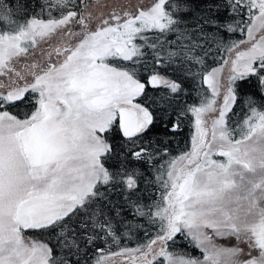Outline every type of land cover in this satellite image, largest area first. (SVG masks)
I'll return each instance as SVG.
<instances>
[{
  "label": "snow or ice",
  "instance_id": "snow-or-ice-1",
  "mask_svg": "<svg viewBox=\"0 0 264 264\" xmlns=\"http://www.w3.org/2000/svg\"><path fill=\"white\" fill-rule=\"evenodd\" d=\"M44 7L60 15L20 21L13 5L0 0V23L7 26L0 30V76L7 81L0 79V264H81V242L91 245L100 233L118 240L113 221L123 214L101 191L117 187L125 194L122 208L158 224L154 238L121 252L138 253L139 264H264V0H208L206 15L191 29L176 17L180 5L169 0L114 11L94 30L85 0H44ZM222 8L238 19L221 23ZM205 26L239 27L248 39L226 47L235 54L226 83L217 78L222 67L203 76L212 94L187 109L195 117L191 149L155 169L160 193L144 204L133 199L143 174L130 165L152 164L159 151L145 137L156 124L153 106H170L182 91L156 68L200 63L192 55L193 37L202 38ZM58 31L66 39L47 53L48 61L16 70L14 61ZM150 32L176 40L150 39ZM150 88L164 91L153 99ZM241 92L248 114L229 128L227 116ZM19 104L32 110L21 118L9 110ZM184 114L169 131L179 129ZM116 135L119 143H113ZM26 230L56 232L61 255L26 237ZM178 236L203 258L170 251ZM217 238L237 243L225 247ZM240 244L247 245L246 259ZM97 252L95 264H102L103 249Z\"/></svg>",
  "mask_w": 264,
  "mask_h": 264
},
{
  "label": "trees",
  "instance_id": "trees-1",
  "mask_svg": "<svg viewBox=\"0 0 264 264\" xmlns=\"http://www.w3.org/2000/svg\"><path fill=\"white\" fill-rule=\"evenodd\" d=\"M176 1L187 5L188 7L195 6L202 8H205L208 2V0ZM8 2H10L17 10L18 14L15 17L17 19L27 20L32 16L40 17V15L45 17L44 11H46L47 8L44 7V0H8ZM76 3H79V0H76ZM52 11L55 15L54 17L60 15L59 10L53 9ZM225 11L227 10L222 8L220 13ZM197 66V63L193 60L183 62L182 69L170 67L166 64L160 65L158 67L159 69H157L161 74L180 82L182 84V91L171 102L170 106H166L164 109H160L158 106H153L156 108L154 113L156 116V124L145 137V139L151 138L153 140V148L158 149L159 151L158 155H154L152 164L149 165L145 162H139L130 165V167L138 168L143 174L140 182V191L133 195V199L140 197L141 202L144 204H151L157 196L158 187L153 180L155 167L160 165L159 163L169 155L179 154L185 150L189 151L191 120L186 113V105L188 104L186 98L188 95L186 96L184 91L192 86V78L197 76ZM162 91H164V89L153 90L150 88L148 90V95L155 99ZM242 95H244L243 92H241L240 96ZM257 99H259V97H257ZM181 112L185 114L179 118V129L175 132L169 131L168 129L172 127V124L177 122V116ZM165 125H167V127H165ZM119 142L120 137L119 135H116L113 143ZM165 149L167 150V153H165ZM145 181H148L147 187ZM101 191L105 192L108 201L123 214L122 220L117 218L113 221L115 224L116 235L119 239L114 241L111 237H105L103 233H100V236L103 238L95 240L91 245L85 246V243L81 242L80 247L83 251L78 257H76L80 259L81 264H92L95 261V258L101 255V253L97 252V249H103V253H115L124 247H132L137 241L146 240L147 237V239H149V237L154 235V232L158 229V224H152L147 221L146 217L136 216L131 210L121 207L125 204V194L120 191L119 187L112 191H108L106 188H101ZM25 235L31 239L48 243L49 246L53 248L55 255H61L56 232H50L48 230H26ZM169 246L178 248V250L181 251L184 249L189 252V254L196 257H199L202 254L201 251L183 241L179 236L177 237V243L174 245L170 243Z\"/></svg>",
  "mask_w": 264,
  "mask_h": 264
},
{
  "label": "rangeland",
  "instance_id": "rangeland-1",
  "mask_svg": "<svg viewBox=\"0 0 264 264\" xmlns=\"http://www.w3.org/2000/svg\"><path fill=\"white\" fill-rule=\"evenodd\" d=\"M152 3H153V0H85L86 8H84L83 10L86 15H89L91 17L90 28L94 30L96 25L100 22L101 19L108 17L114 11L116 13H123L125 11L135 12L137 8L147 7V6H150ZM169 3H176L180 5V10L176 13V17L180 19L182 22L186 23L189 29L193 27V21L198 15H206V13L203 11L204 8L202 7H195V6L188 7L187 5H184L176 0H169ZM185 7L188 9L187 11H184ZM44 14H45V17H42L40 15L39 18L48 19L50 15L52 17L55 16L53 14V11L49 12L48 9L44 11ZM216 18L220 20L221 23L233 22V20L238 19L234 17L229 18L227 11L219 13V15L216 16ZM17 20L23 21L22 19H17ZM6 29H7V26L3 23H0V30H6ZM72 30L79 31V28L74 27ZM146 35L150 39H156L157 37H159L161 41L165 39L169 41L176 40L175 34H166L165 36H160L156 32H150V33H147ZM256 35L258 38L259 34L257 33ZM197 36H199V33L194 34V37H193L195 40V43L198 46L192 49V55L194 57L200 58L201 62L197 63L198 65L196 67L197 76L192 78V86H190L187 90L184 91L185 95L186 96L188 95V97L186 98L188 100V104L186 105V113L191 120L189 151L191 149L192 136L195 134L196 129L194 127L195 117L191 112H188L187 109L190 106H198L201 103V100L203 98L210 97L212 94L211 89L208 87L207 84L203 82V76L211 72L212 69L214 68L222 67V71L217 73V78L220 79L221 83H226L227 77L229 75L230 61L235 58V54L234 52L228 53L225 49L227 46L231 45L233 42H238L241 40L248 39L247 32L246 31L241 32L239 30V27H237L235 31L228 32L226 29H223V28H217L214 26H205L203 37L196 39ZM65 39L66 37L64 33L61 31H58L50 38L39 41L37 46L30 50V54L27 58H21L17 61H14V66L16 70L23 69L26 63L31 64L33 62H38V63L44 64L49 59L47 53L50 52L53 48H55L57 45H60L62 41ZM183 42L191 43L190 41H183ZM165 47L167 48L168 46L166 45ZM245 47H247V45L241 46V50H243ZM146 52L148 53L147 59L149 61V64L151 65L152 64L151 50L147 49ZM226 60L229 61L228 64L224 63ZM51 62L53 63L56 62L55 54L52 55ZM157 69L159 68L157 67L156 70ZM0 79H5V82H7L6 78L3 76H0ZM30 79L31 78L29 77V81ZM222 92H223V89H221V93ZM242 96H240V99L236 102L235 106L232 108V111L229 112L227 116V124L229 128H233V129L237 128L238 125L242 124L243 120L248 114V109L244 104V95ZM216 99H217L216 106L217 108H219L220 104L222 103V94ZM186 152L188 151L185 150L184 152H181L179 154L169 155L168 157L164 158L159 164L160 165L165 164V162L171 160L174 157H178L182 153H186ZM214 158L222 159V157H214ZM160 165L156 166L155 169L158 168ZM156 186L158 187V192L156 196V199H157L160 193V188L158 185ZM146 219L147 221H149L147 217ZM156 232L157 231H155L154 233L156 234ZM155 234L154 235L151 234L152 236L149 237V239H147L148 238L147 237L146 240L137 241L136 243H134L132 247H128V248L124 247L115 253H103L102 255L104 259L102 261V264H139V260L135 259L136 257L139 256L138 253L121 254L122 250L123 249H135L139 245H143L147 243L149 240H151L152 238H154ZM215 243L217 245L231 247V246L236 245L237 242L234 238L233 239L217 238L215 240ZM239 246L244 249V256L241 258L246 259L247 253H248L247 245L240 244ZM169 250L185 252L188 255L192 256L186 250L183 249L181 251V250H178V248H175L173 246H169ZM252 254L256 255L257 253L253 251ZM100 256H97L95 258V261L92 264H95L96 260L99 259ZM193 257H196V256H193ZM199 258L201 259L203 258L202 254L199 256Z\"/></svg>",
  "mask_w": 264,
  "mask_h": 264
},
{
  "label": "flooded vegetation",
  "instance_id": "flooded-vegetation-1",
  "mask_svg": "<svg viewBox=\"0 0 264 264\" xmlns=\"http://www.w3.org/2000/svg\"><path fill=\"white\" fill-rule=\"evenodd\" d=\"M49 60V59H48ZM13 112V114H16L18 116L23 117V114L25 112H30L32 110L31 105H25V104H19L16 108L9 109Z\"/></svg>",
  "mask_w": 264,
  "mask_h": 264
}]
</instances>
